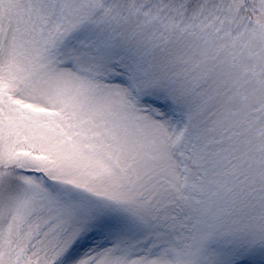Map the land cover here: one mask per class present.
Segmentation results:
<instances>
[{
    "label": "snow or ice",
    "instance_id": "1",
    "mask_svg": "<svg viewBox=\"0 0 264 264\" xmlns=\"http://www.w3.org/2000/svg\"><path fill=\"white\" fill-rule=\"evenodd\" d=\"M0 264H264V0H0Z\"/></svg>",
    "mask_w": 264,
    "mask_h": 264
}]
</instances>
